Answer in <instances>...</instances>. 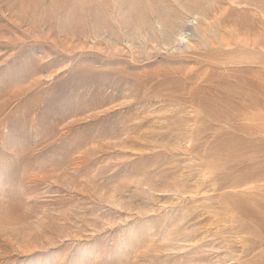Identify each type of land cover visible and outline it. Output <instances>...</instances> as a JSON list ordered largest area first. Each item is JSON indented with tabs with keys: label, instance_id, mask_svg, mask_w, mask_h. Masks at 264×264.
<instances>
[{
	"label": "rangeland",
	"instance_id": "374dc122",
	"mask_svg": "<svg viewBox=\"0 0 264 264\" xmlns=\"http://www.w3.org/2000/svg\"><path fill=\"white\" fill-rule=\"evenodd\" d=\"M0 264H264V0H0Z\"/></svg>",
	"mask_w": 264,
	"mask_h": 264
}]
</instances>
